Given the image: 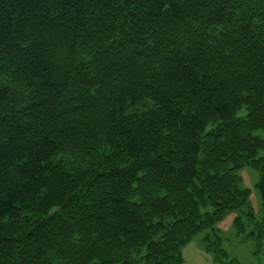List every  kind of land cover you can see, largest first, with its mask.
<instances>
[{"label":"trees","instance_id":"16d2710c","mask_svg":"<svg viewBox=\"0 0 264 264\" xmlns=\"http://www.w3.org/2000/svg\"><path fill=\"white\" fill-rule=\"evenodd\" d=\"M257 129L264 0H0V264H180L244 165L261 236Z\"/></svg>","mask_w":264,"mask_h":264},{"label":"rangeland","instance_id":"374dc122","mask_svg":"<svg viewBox=\"0 0 264 264\" xmlns=\"http://www.w3.org/2000/svg\"><path fill=\"white\" fill-rule=\"evenodd\" d=\"M245 112V108L242 107L237 114L241 116ZM253 134L264 139V130L262 129L255 130ZM262 154H264L263 149L259 151L258 155ZM236 173L241 177V187L250 190L246 205L228 211L216 221L214 230L203 229L195 234L182 247L180 264H229L227 262L220 263L215 256V251L206 249L201 241L204 235H208L212 242L218 241L219 247L226 252V261L232 260L235 264H264V232L258 236L263 216L262 199L256 187L260 174L248 165L236 169ZM247 209H250L253 218L250 219L245 214ZM236 217L241 219V229L235 226ZM262 229L264 231V225Z\"/></svg>","mask_w":264,"mask_h":264}]
</instances>
